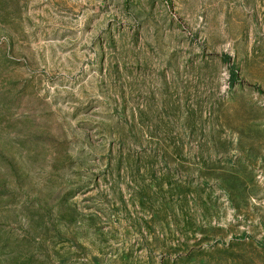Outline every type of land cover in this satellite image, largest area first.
<instances>
[{
	"label": "rangeland",
	"instance_id": "rangeland-1",
	"mask_svg": "<svg viewBox=\"0 0 264 264\" xmlns=\"http://www.w3.org/2000/svg\"><path fill=\"white\" fill-rule=\"evenodd\" d=\"M0 264H264V0H0Z\"/></svg>",
	"mask_w": 264,
	"mask_h": 264
}]
</instances>
